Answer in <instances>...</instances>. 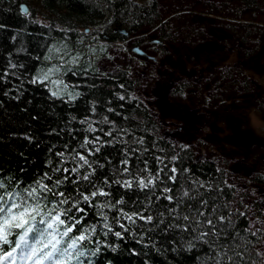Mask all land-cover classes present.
I'll return each instance as SVG.
<instances>
[{"label":"trees","instance_id":"trees-1","mask_svg":"<svg viewBox=\"0 0 264 264\" xmlns=\"http://www.w3.org/2000/svg\"><path fill=\"white\" fill-rule=\"evenodd\" d=\"M158 2L0 0V182L14 191L41 180L52 187L57 178L67 175L58 191L70 197L77 196V190L88 194L102 188L108 192L107 197L81 202L84 212H73L71 217H82L71 235L98 225L82 247L89 253L100 247L95 256L84 258L92 264H201L217 246L220 252L228 250V255L233 250L240 254L235 264H264L257 255L264 252V231L252 228L249 206L238 201L237 184L226 170L213 159H197L187 143L162 134L158 118L138 93V80L129 66L117 67L115 72L97 67L93 55L100 47V55H105L127 39L118 29L128 33L158 29L159 42L152 48L158 57L162 52L159 44L166 36ZM21 3L28 7V14L21 12ZM132 43L141 45L139 40ZM86 140L93 143L86 145ZM77 153L87 156L92 168L85 167L79 174L57 171L78 167L81 162L73 158ZM125 159L127 165L121 163ZM124 167L129 173H124ZM173 167L178 170L175 182L168 179ZM90 171L93 187L81 179ZM141 172L144 176L161 173V177L151 190L135 184L123 186V181L138 179ZM194 180L203 187H197ZM165 187L171 192L165 193ZM186 190L191 199L183 196ZM169 195L174 197L172 201L167 199ZM45 196L48 207L59 199L52 193ZM116 201L122 203L103 210L105 221L94 205ZM205 201L208 204L202 207ZM213 209H217V218L230 216L231 225H223L226 230L219 236L207 237L214 245L198 242L189 250L187 241L195 233L170 226L177 223L176 217L197 219L196 212L213 215ZM122 213L155 219L146 222L134 217L130 222ZM105 222L112 228L107 235ZM179 223L185 222L181 219ZM115 232H121L122 238ZM225 264H230L226 257Z\"/></svg>","mask_w":264,"mask_h":264},{"label":"rangeland","instance_id":"rangeland-1","mask_svg":"<svg viewBox=\"0 0 264 264\" xmlns=\"http://www.w3.org/2000/svg\"><path fill=\"white\" fill-rule=\"evenodd\" d=\"M158 1L166 34L158 57V29L145 28L105 55L100 47L97 67L129 66L162 134L224 168L252 228L264 231V3ZM136 40L143 54L131 48Z\"/></svg>","mask_w":264,"mask_h":264},{"label":"snow or ice","instance_id":"snow-or-ice-1","mask_svg":"<svg viewBox=\"0 0 264 264\" xmlns=\"http://www.w3.org/2000/svg\"><path fill=\"white\" fill-rule=\"evenodd\" d=\"M45 79H47V74ZM90 131H94V129H90ZM116 131L119 130L117 129ZM112 134V132L108 133L110 136ZM97 140H99V137H97ZM139 142L142 143V141ZM91 143L93 142L85 141L86 145ZM94 150L99 151V148L96 147ZM91 154L92 152H89V155ZM73 158H78V161L81 162L78 167L57 169V171L79 174L80 170L85 167L92 168L87 156L77 153ZM173 159L175 160L176 158L173 157ZM121 163L127 165L128 161L125 159ZM123 171L124 173H129V168L124 167ZM92 174L93 172L90 171L81 176L83 181L88 182L89 187H93L90 181ZM160 177L161 173L153 175L149 172L147 176H144L143 172H141L138 179L125 180L122 183L126 188H132L135 184L141 190H151L156 186ZM45 178L51 180V177L47 174H45ZM177 178L178 170L173 167L168 179L175 182ZM66 180H68L67 175L63 179L57 178L52 187H49L43 180L36 181L34 185L28 188L17 186L14 191H9L5 184L0 182V264H92V260L84 258L89 255L95 256L100 251V247L90 253L83 251L82 247L83 242L88 241L91 238V234L97 231L98 225H93L90 228L85 227L80 231L79 235H71L82 220V217L77 220H73L71 217L73 212H84V209L80 207L81 202L88 204L93 201V198L107 197L109 193L102 188H95L88 194L77 190L78 195L70 197L66 193L58 191L60 185ZM73 182L75 183L76 181ZM115 182L121 183L119 180ZM106 183L108 182L106 181ZM193 183L197 187H203L198 181L194 180ZM163 191L168 193L171 192V189L165 187ZM46 193H52L59 197L51 207H48V204L45 203L47 199ZM183 196L191 199L190 192L187 190L183 193ZM167 199L172 201L174 197L169 195ZM121 203L122 201H116L94 206L97 207L101 217L107 221L103 210L105 208H116ZM207 204V201L203 202L202 207H206ZM69 205L70 207H68ZM216 211L217 209H213V215L196 212L195 216L197 219H192L191 215L176 217L177 223L170 227H174L183 233H195L192 239L187 241L189 250L193 249L198 242L208 243L210 246L214 245L215 241L209 240L207 237L210 235L219 236L220 232L226 230L223 225H231L230 216L221 215L217 218L214 215ZM122 215L130 222H134V217L146 222H152L155 219L152 215L145 216L141 213H133L131 215L122 213ZM181 219L185 222L184 224L179 223ZM121 227L124 226L121 225ZM104 229H106V235L112 232L111 226L106 222ZM114 234L116 237L122 238L121 232H115ZM180 242L183 243L184 241L181 240ZM219 248L220 246H217L214 249L213 255L204 257L201 260V264H225V257L230 264H235V260L239 258L240 254L233 250V255H228V250L220 252ZM257 255L264 259V252H258Z\"/></svg>","mask_w":264,"mask_h":264},{"label":"water","instance_id":"water-1","mask_svg":"<svg viewBox=\"0 0 264 264\" xmlns=\"http://www.w3.org/2000/svg\"><path fill=\"white\" fill-rule=\"evenodd\" d=\"M20 6H21V11L24 14H27L28 13V8L26 7V5L24 3H22ZM118 32L123 34V35L127 34V31L125 29H118ZM132 49L135 50V51H138L141 54H143L142 50L138 46H134Z\"/></svg>","mask_w":264,"mask_h":264},{"label":"flooded vegetation","instance_id":"flooded-vegetation-1","mask_svg":"<svg viewBox=\"0 0 264 264\" xmlns=\"http://www.w3.org/2000/svg\"><path fill=\"white\" fill-rule=\"evenodd\" d=\"M134 42V41H133ZM159 42V41H156V43Z\"/></svg>","mask_w":264,"mask_h":264}]
</instances>
